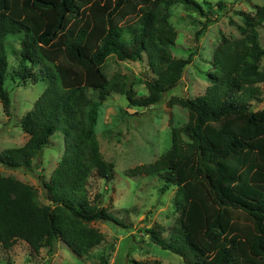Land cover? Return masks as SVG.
<instances>
[{"label": "trees", "instance_id": "16d2710c", "mask_svg": "<svg viewBox=\"0 0 264 264\" xmlns=\"http://www.w3.org/2000/svg\"><path fill=\"white\" fill-rule=\"evenodd\" d=\"M179 4L197 6L193 0H0L4 114L9 117L11 108L8 79L44 86L19 122L27 142L4 150L0 164L29 171L52 137L63 143L60 164L43 184L50 206L36 203L31 186L0 174L4 250L21 241L32 253L46 248L50 256L60 241L83 258L104 242L91 225L114 218L100 195L90 200L86 192L91 177L113 180L114 167L103 160L95 132L99 109L112 94L131 107L155 106L178 86L192 62L171 55L176 32L170 16ZM241 18V37L224 39L214 51L204 93L172 101L186 110L187 123L171 131L169 149L145 170L163 178L162 193L175 188L178 217L167 238L159 228L143 232L183 264H264V109L253 107L262 103L264 86L257 32L264 7ZM8 52L16 67H9ZM110 57L147 63L146 97L134 98L124 77H108ZM98 264L108 259L100 255Z\"/></svg>", "mask_w": 264, "mask_h": 264}, {"label": "rangeland", "instance_id": "374dc122", "mask_svg": "<svg viewBox=\"0 0 264 264\" xmlns=\"http://www.w3.org/2000/svg\"><path fill=\"white\" fill-rule=\"evenodd\" d=\"M193 1L196 7L176 5L170 16L176 32L172 57L192 59L178 86L155 106L131 107L120 94H112L100 106L95 132L103 160L114 167L113 180L106 183L91 177L86 192L90 200L100 195L102 207L114 218L113 222L91 225L104 235V242L86 257L78 258L60 241L55 242L50 256L46 248L36 255L19 241L9 250L0 246V264H98L100 255L108 259V264H183L177 256L151 244L143 232L159 228L167 238L178 217L172 203L175 188L162 193L163 178L147 176L145 170L169 149L171 131L187 123L186 110L172 101L176 98L194 99L204 93L208 75L214 72V51L224 39L241 37L242 14L254 16L256 7H264V0ZM257 32L259 44L264 49V22ZM12 46L18 50L17 43ZM7 58L10 68L17 66L14 55L8 52ZM104 67L109 78H125L134 98L147 96L144 83L151 74L146 62H119L110 57ZM260 71L264 73V57ZM11 86L9 117L0 105V154L7 149L20 148L27 142L28 135L20 129L19 122L44 90L41 84L18 86L8 79L7 87ZM261 90L262 103L253 105L255 111L264 109L263 85ZM62 152V139L55 135L32 161L29 171L0 164V174L31 186L36 203L50 206L43 184L49 183L60 164Z\"/></svg>", "mask_w": 264, "mask_h": 264}]
</instances>
